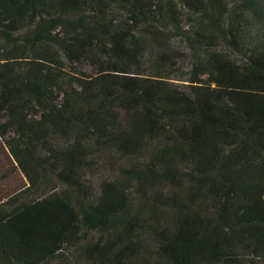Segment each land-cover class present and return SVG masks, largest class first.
I'll return each mask as SVG.
<instances>
[{
  "label": "trees",
  "instance_id": "obj_1",
  "mask_svg": "<svg viewBox=\"0 0 264 264\" xmlns=\"http://www.w3.org/2000/svg\"><path fill=\"white\" fill-rule=\"evenodd\" d=\"M0 264H264V0H0Z\"/></svg>",
  "mask_w": 264,
  "mask_h": 264
},
{
  "label": "rangeland",
  "instance_id": "obj_2",
  "mask_svg": "<svg viewBox=\"0 0 264 264\" xmlns=\"http://www.w3.org/2000/svg\"><path fill=\"white\" fill-rule=\"evenodd\" d=\"M82 68L90 73H95V69L88 65L82 66ZM117 166H112L110 163L103 165V169H101L98 174L94 177V181L98 183L100 178L102 177H110L113 176L116 171Z\"/></svg>",
  "mask_w": 264,
  "mask_h": 264
}]
</instances>
